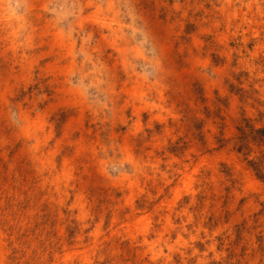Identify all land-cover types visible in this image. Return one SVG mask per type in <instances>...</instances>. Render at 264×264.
Segmentation results:
<instances>
[{
	"label": "rangeland",
	"instance_id": "rangeland-1",
	"mask_svg": "<svg viewBox=\"0 0 264 264\" xmlns=\"http://www.w3.org/2000/svg\"><path fill=\"white\" fill-rule=\"evenodd\" d=\"M76 6L71 38L49 0L0 16V264H264V0ZM139 25L158 81L134 70Z\"/></svg>",
	"mask_w": 264,
	"mask_h": 264
},
{
	"label": "clouds",
	"instance_id": "clouds-1",
	"mask_svg": "<svg viewBox=\"0 0 264 264\" xmlns=\"http://www.w3.org/2000/svg\"><path fill=\"white\" fill-rule=\"evenodd\" d=\"M131 4V0H128ZM28 0H0V16H11L15 21L17 18H27L28 9L26 5ZM77 0H49L47 9L49 17L59 27V30L67 37H74L77 32L79 11L76 6ZM121 13H127L128 9L121 8ZM136 15L134 6L131 15L126 16V22L133 24V16ZM127 37L135 48L139 49L140 55L133 54L131 57L133 67L138 75L146 81H158L164 74L163 62L157 45L150 37L147 29L141 25L138 27H129ZM81 45L84 41H80ZM82 62H87V58L80 54ZM94 67V65H93ZM70 87L76 90L88 104L103 105L108 103L112 107L110 97L100 92L97 83L88 77L87 74H73L68 78ZM8 120L15 128L23 125L21 114L14 107L9 109ZM128 165L110 164L105 171L111 177H118L127 174Z\"/></svg>",
	"mask_w": 264,
	"mask_h": 264
}]
</instances>
